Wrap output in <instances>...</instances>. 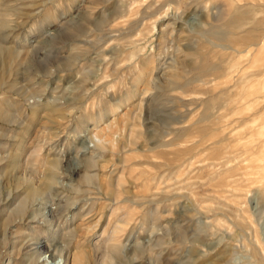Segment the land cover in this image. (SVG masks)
<instances>
[{
	"label": "rangeland",
	"instance_id": "obj_1",
	"mask_svg": "<svg viewBox=\"0 0 264 264\" xmlns=\"http://www.w3.org/2000/svg\"><path fill=\"white\" fill-rule=\"evenodd\" d=\"M263 3L0 0V264H264Z\"/></svg>",
	"mask_w": 264,
	"mask_h": 264
},
{
	"label": "bare ground",
	"instance_id": "obj_2",
	"mask_svg": "<svg viewBox=\"0 0 264 264\" xmlns=\"http://www.w3.org/2000/svg\"><path fill=\"white\" fill-rule=\"evenodd\" d=\"M264 1V0H263ZM264 4V3H263ZM236 9V8H235ZM237 10H239V8H237ZM241 10V9H240ZM242 12V11H241ZM237 13V12H236ZM247 15V14H246ZM250 19H251V17H250ZM96 21V20H95ZM101 19L100 20H98L97 22H95V23H97V24H100L101 22ZM103 21V23H104V20H102ZM250 23V27H255V24H256V21H253L252 23L250 22V20H249V18H248V16H245L244 14H242V13H239V14H233V16L231 17V18H229L225 23H223V25H221V29H225L226 31H225V35L226 36H230L231 37V34L233 33V32H236L237 31V29H240V28H243L244 26H246L247 24H249ZM102 25V24H101ZM99 26V25H98ZM224 27V28H223ZM220 28L218 27V29L217 30H215L214 31V37H216V38H220V36H218V33H217V31L218 30H220ZM243 30V29H242ZM239 32V31H238ZM242 32V31H241ZM212 33H213V31H212ZM228 36V37H229ZM262 36H264V34H262ZM229 37V38H230ZM235 37H237V36H235ZM242 37L244 38V40L245 39H251V38H249L248 36H245V34H242ZM242 38V39H243ZM227 39V38H226ZM213 40V39H212ZM264 38H259L258 40H257V43L255 42V41H252L251 43V45H253V44H255V45H260V47H263L264 46ZM251 41V40H250ZM203 56V55H202ZM208 57H210V56H208ZM204 62H205V58H204ZM203 62V63H204ZM217 62V61H216ZM215 62V63H216ZM213 59H212V61H211V63H204V66H202V68H204V69H207L208 71H210V72H215V74L216 75H221V73H224L225 74V71H226V67H222L221 66V68L219 69V68H217L219 65H213ZM217 64V63H216ZM234 70V69H233ZM233 70L232 69H230L229 68V70L226 72V76L227 77H229V76H231V74L233 73ZM176 74H178V72H176ZM180 75V74H179ZM172 77H173V75H172ZM178 77V76H177ZM245 77V76H244ZM173 78H175V76L173 77ZM219 79V78H218ZM241 82H243V81H241ZM174 83V82H173ZM1 110V109H0ZM34 111V110H33ZM36 111V110H35ZM34 111V112H35ZM2 112V111H1ZM2 115H3V113H2ZM118 136V135H117ZM94 141V140H93ZM95 142V141H94ZM99 144V143H98ZM215 144V143H214ZM218 146V145H217ZM91 163V162H90ZM93 163V162H92ZM91 163V165L90 164H88V166H86V169H88L89 167H94V164H92ZM49 167H50V169L51 170H58V168H59V165L56 163V162H50V165H49ZM85 169V168H84ZM51 176H48L47 177V180L48 181H51V178H50ZM85 177V179L86 180H89V179H91V175H85L84 176ZM54 179V178H53ZM115 183V182H114ZM118 185H120V183H117ZM33 187V186H32ZM30 188V193H32V192H34V190L36 189L35 187H33V188ZM120 187V186H119ZM118 188V187H117ZM100 189H102L101 187H100ZM11 193H9V195H10ZM9 195H7V196H9ZM4 201V200H3ZM17 210L20 212V211H22L23 210V207H18L17 208ZM36 217V216H35ZM168 221V220H167ZM119 226L118 227H116V229L112 232V234L110 235V240H112V241H114L115 240V234H117V233H119ZM119 230V231H118ZM118 231V232H117ZM80 252H78V253H76L75 254V257L76 258H78L79 256H80ZM68 257H69V255L67 256V260H68ZM66 260V261H67ZM107 264H108V261H107Z\"/></svg>",
	"mask_w": 264,
	"mask_h": 264
}]
</instances>
